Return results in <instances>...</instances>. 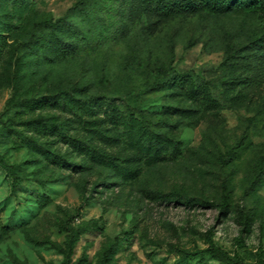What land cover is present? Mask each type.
Here are the masks:
<instances>
[{
    "label": "rangeland",
    "instance_id": "374dc122",
    "mask_svg": "<svg viewBox=\"0 0 264 264\" xmlns=\"http://www.w3.org/2000/svg\"><path fill=\"white\" fill-rule=\"evenodd\" d=\"M0 264H264V1L0 0Z\"/></svg>",
    "mask_w": 264,
    "mask_h": 264
},
{
    "label": "trees",
    "instance_id": "16d2710c",
    "mask_svg": "<svg viewBox=\"0 0 264 264\" xmlns=\"http://www.w3.org/2000/svg\"><path fill=\"white\" fill-rule=\"evenodd\" d=\"M264 1V0H263Z\"/></svg>",
    "mask_w": 264,
    "mask_h": 264
}]
</instances>
